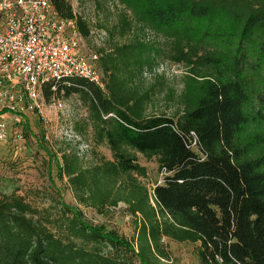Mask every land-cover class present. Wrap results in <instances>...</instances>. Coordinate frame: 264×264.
I'll return each instance as SVG.
<instances>
[{
    "label": "trees",
    "instance_id": "obj_1",
    "mask_svg": "<svg viewBox=\"0 0 264 264\" xmlns=\"http://www.w3.org/2000/svg\"><path fill=\"white\" fill-rule=\"evenodd\" d=\"M50 2L83 39L93 34L68 0ZM113 2L110 37L138 26L162 42L136 35L98 49L101 85L75 77L41 86L46 103L78 96L111 158L84 166L75 148L60 159L42 148L79 205L102 213L123 203L134 234L94 225L61 199L37 207L0 191V264H167L165 239L198 243L199 264H264V0ZM161 54L185 68L172 115L149 113V94L134 87ZM137 154L163 173L151 190Z\"/></svg>",
    "mask_w": 264,
    "mask_h": 264
},
{
    "label": "rangeland",
    "instance_id": "obj_2",
    "mask_svg": "<svg viewBox=\"0 0 264 264\" xmlns=\"http://www.w3.org/2000/svg\"><path fill=\"white\" fill-rule=\"evenodd\" d=\"M73 11L85 18L93 34L83 39V49L86 55L98 53V49H109L114 43L122 44L138 37L147 44L160 43L162 39L148 30L133 26V31L120 37L113 31L112 37L106 29L117 24L120 7L113 0H68ZM185 68L175 64L161 54L150 68L144 69L141 77L134 80V87L140 92H147L150 97L149 113H165L172 115L178 110L177 95L182 88V76ZM60 101L65 110L60 112L54 104ZM9 116L3 119L9 122L10 135L5 141H0V191L5 194H20L37 207L57 206L58 200L78 207L85 219L94 225H104L107 229L131 237L134 234L133 218L126 212L123 203L114 208L97 212L90 207L79 205L73 197L65 177L59 179L56 174L55 161L48 163L45 147L51 155L60 159L61 153L74 150V146L52 136L45 140L44 134L63 123H71L87 143L88 149L82 156L81 163L89 166L101 158L110 159L111 153L104 144H96L93 140L90 126L86 122V108L77 95L68 98H56L46 103L41 113L23 115L20 124H14ZM27 125L28 131L24 125ZM20 130L18 138L16 131ZM26 132V133H25ZM26 135H25V134ZM139 164L146 167V176L140 181L149 190L162 183L163 173L157 167L156 159L146 160L137 154ZM169 251L167 264H199L196 249L198 243L174 242L165 239L163 242Z\"/></svg>",
    "mask_w": 264,
    "mask_h": 264
},
{
    "label": "built area",
    "instance_id": "obj_3",
    "mask_svg": "<svg viewBox=\"0 0 264 264\" xmlns=\"http://www.w3.org/2000/svg\"><path fill=\"white\" fill-rule=\"evenodd\" d=\"M96 59L84 52L75 22L61 18L50 0H0V141L11 128L3 116L20 124L23 115L42 112L43 83L80 77L101 85ZM54 108L63 112L65 105L57 101ZM15 134L21 137L20 130ZM52 136L73 145L79 156L87 152L69 122L44 134L45 140Z\"/></svg>",
    "mask_w": 264,
    "mask_h": 264
}]
</instances>
